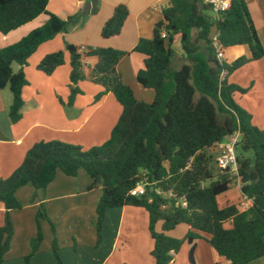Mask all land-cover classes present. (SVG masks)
I'll return each instance as SVG.
<instances>
[{
    "label": "trees",
    "instance_id": "16d2710c",
    "mask_svg": "<svg viewBox=\"0 0 264 264\" xmlns=\"http://www.w3.org/2000/svg\"><path fill=\"white\" fill-rule=\"evenodd\" d=\"M49 2L0 0L1 34L7 35L42 14L49 17L44 25L17 43L0 48V91L9 87L12 92L8 114L11 123L22 118V92L28 85L24 68L30 57L43 43L77 26L84 16L81 10L62 19L48 11ZM97 12L96 9L94 13ZM129 13L126 5H117L102 27V38L120 35ZM162 17L153 38L140 39L133 50L146 57L137 81L155 91L152 103L139 101L132 88L122 81L117 67L129 52L91 46L80 51L65 43L71 56L70 101L82 93L79 82L88 79L104 88L97 99L111 92L122 105L123 113L103 145L84 150L60 141L40 142L27 152L23 164L10 177L0 179V203L6 209L0 228V264H4L14 235L10 212L22 208L17 191L26 185L45 189L58 172L74 177L81 170L91 177L93 187H103L97 206L98 242L109 209L135 206L145 208L150 215L155 264H172L185 242L191 246L190 263L196 264L198 239L207 240L232 264H247L264 256V130L253 125L252 116L234 99L235 93L244 94L247 89L230 84L227 79L237 69L264 57V46L246 0H232L230 10L219 21L213 20L212 9L203 0H169V6L162 9ZM214 28L219 30L225 49L247 45L251 57L220 64L211 45ZM163 31L166 38H162ZM176 36L181 38L189 64L172 70ZM87 58L97 60L88 70ZM14 63L20 66L16 73ZM64 64L65 52L58 51L46 55L37 69L52 75ZM236 131L242 134L237 148L240 190L242 198L252 201L243 211L235 204L221 208L218 203V197L232 190L237 178L217 166L216 144ZM249 152L253 155L247 156ZM142 179L150 184L147 194L132 196L130 191ZM182 197L186 199V208L176 206ZM36 217L38 233L27 263L44 238L40 220L47 219V214L43 205ZM158 223L162 224L160 232L156 229ZM182 224L190 228L183 239L167 234ZM53 252L59 264H63L55 235Z\"/></svg>",
    "mask_w": 264,
    "mask_h": 264
},
{
    "label": "crops",
    "instance_id": "0c3cea01",
    "mask_svg": "<svg viewBox=\"0 0 264 264\" xmlns=\"http://www.w3.org/2000/svg\"><path fill=\"white\" fill-rule=\"evenodd\" d=\"M86 2L88 1L50 0L47 9L50 13L67 19L83 10ZM163 2L168 5L164 7ZM120 3L128 7V19L120 35L104 39L101 36L102 27ZM246 3L264 46V0H246ZM158 6L167 8L169 0H105L102 8L98 5L97 13L90 14L96 17L93 22L78 24L67 33H60L39 46L24 68L28 85L22 92L24 107L22 118L17 123H11L8 116L13 103L10 88L0 91V179L10 177L23 164L27 152L40 142L60 141L80 146L84 150L103 145L110 139L122 116L123 107L115 96L108 92L97 99L104 88L88 79L79 82L78 87L82 93L73 102L70 101L71 56L66 51V42L77 46L80 51L91 46L129 52L117 67L122 81L132 88L139 101H154L155 91L144 88L137 81V74L144 68L146 57L133 50L140 39L153 38L154 28L163 18L162 9ZM48 18V15L42 14L3 38L0 36V47L9 46L27 36L44 25ZM36 21L38 24H33ZM178 38L180 36L175 37L173 44ZM173 50V59L178 60V67L172 70H179L183 65L189 64L183 50L179 53L174 48ZM58 51L65 52L64 65L58 67L52 75H46L37 69L46 55ZM225 51V62L229 64L242 56L251 57L247 45L231 47ZM96 61V58H87L85 69L94 66ZM19 69L20 66L13 68V71L16 73ZM228 82L247 89L244 94L235 93L234 99L252 116L253 125L264 130V57L234 71ZM92 183L91 177L81 170L74 177L58 172L45 189L37 190L31 185L19 189L16 196L22 208L10 212L14 235L4 264H59L53 252L54 235L63 264H155L152 256L154 240L149 231L150 215L143 207L109 209L103 223L101 240L98 242L97 206L103 195V187H93ZM235 185L241 195L239 202L233 203L229 197L222 200L227 192L218 197V203L221 208L235 204L243 211L245 200L242 198L240 184ZM40 205L44 206L47 214V219L40 220L44 238L38 251L27 263L26 257L31 255L32 241L38 233L36 216ZM5 214L6 209L0 203V228L4 225ZM182 225L167 234L183 239L190 228ZM190 248L188 243L182 246L179 253L174 255L172 264H191ZM194 257L196 264H232L220 256L205 239L195 241ZM247 264H264V256Z\"/></svg>",
    "mask_w": 264,
    "mask_h": 264
},
{
    "label": "built area",
    "instance_id": "2783aa9c",
    "mask_svg": "<svg viewBox=\"0 0 264 264\" xmlns=\"http://www.w3.org/2000/svg\"><path fill=\"white\" fill-rule=\"evenodd\" d=\"M206 4H209L212 9L213 20L219 21L222 15L230 10L232 5V0H203ZM159 9H163L161 6H158ZM167 33L162 32V38H166ZM211 45L216 53V57L220 64H223L225 61V48L220 41V32L217 28H214L211 33ZM224 72L222 73V76ZM242 138L240 131H236L234 134L228 136L224 141L216 144L217 148V166L230 174L233 177L237 178V183L240 184L239 176V163L237 158V148L238 144ZM150 184L146 179H142L135 188L130 191V194L135 197H140L147 194L148 187ZM161 194L160 191H158ZM165 196L170 197L172 194H165ZM244 210L249 208L250 203L252 202L248 197H244ZM176 206H182L183 208L187 207V202L185 197H182L177 203Z\"/></svg>",
    "mask_w": 264,
    "mask_h": 264
},
{
    "label": "rangeland",
    "instance_id": "374dc122",
    "mask_svg": "<svg viewBox=\"0 0 264 264\" xmlns=\"http://www.w3.org/2000/svg\"><path fill=\"white\" fill-rule=\"evenodd\" d=\"M87 1H90V0H87ZM104 1L105 0H99V3H98V5L100 6V8H102V6H103V4H104ZM120 4H124V3H120ZM163 5H164V7L165 6H167L168 5V3L167 2H163L162 3ZM124 5H126V4H124ZM102 10V9H101ZM102 12V11H101ZM101 14V13H100ZM100 16V15H99ZM42 18H45V17H42ZM93 18H96L95 17V15H87V16H83V18H81V20H80V23L79 24H83L84 22H93ZM132 18V17H131ZM130 18V19H131ZM40 20V19H39ZM92 20V21H91ZM33 24H38V21H36L35 23H33ZM89 24H95V23H89ZM75 27V26H74ZM74 27H70V29H69V31L70 30H72ZM75 34H78V33H75ZM0 36L3 38V36H5V35H3V34H1L0 33ZM9 36H11V35H9ZM25 37V36H24ZM23 37V38H24ZM5 38V37H4ZM22 39V38H21ZM20 39V40H21ZM20 40H18V41H20ZM18 41H16V42H14L13 44H15V43H17ZM13 44H11V45H13ZM0 45H2L1 43H0ZM10 46V45H9ZM4 47H7V46H4ZM0 48H2V47H0ZM173 48L175 49V52L176 53H179V52H181L183 49H182V46H181V39L180 38H178L177 39V41H176V43L175 44H173ZM225 52H227V51H225ZM228 57V56H227ZM228 59H230V58H228ZM19 67V65L18 64H16V63H14L13 64V68H18ZM178 67V60L175 58V59H173V61H172V66H171V69H175V68H177ZM231 76V74L227 77V79L229 78ZM253 154H252V152H249V153H247V156H252ZM237 184V183H236ZM240 193H239V189H238V187H237V185H234V187L232 188V190H230L229 192H228V194H227V196H223L221 199L222 200H225L226 198H228L229 197V199H231V201L233 202V203H238L239 202V199H240ZM221 200V201H222ZM184 227V225H182L181 226V228H183ZM157 231H161V223H158L157 224ZM179 230H180V228H179ZM185 244H187V242H185L184 243V245ZM183 245V246H184Z\"/></svg>",
    "mask_w": 264,
    "mask_h": 264
},
{
    "label": "water",
    "instance_id": "95a60500",
    "mask_svg": "<svg viewBox=\"0 0 264 264\" xmlns=\"http://www.w3.org/2000/svg\"><path fill=\"white\" fill-rule=\"evenodd\" d=\"M99 0H90L86 2L83 6L84 15L87 16L96 11L98 7Z\"/></svg>",
    "mask_w": 264,
    "mask_h": 264
}]
</instances>
